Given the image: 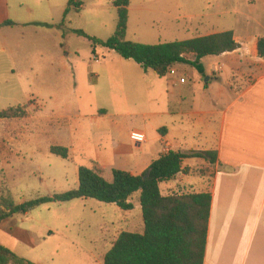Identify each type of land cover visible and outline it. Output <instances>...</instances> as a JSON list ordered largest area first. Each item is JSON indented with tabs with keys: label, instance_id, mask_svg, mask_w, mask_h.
Listing matches in <instances>:
<instances>
[{
	"label": "crops",
	"instance_id": "0c3cea01",
	"mask_svg": "<svg viewBox=\"0 0 264 264\" xmlns=\"http://www.w3.org/2000/svg\"><path fill=\"white\" fill-rule=\"evenodd\" d=\"M7 1L9 20H4L6 25L29 27L45 24L50 25L48 30L55 36L59 35V24L53 16L46 20L40 16L39 9L26 8L20 0ZM78 3L84 9V4ZM223 6L225 10L217 15H232L234 24L231 30L222 32L233 31L240 48L217 57L243 52L241 57L228 62L233 65V78L238 76L237 70L241 68H236L237 64L242 61L249 64V71L240 72L241 77L251 79L245 87H234L233 78L223 85H211L212 81L219 83V75L213 73L216 79L209 78L202 86V92L209 93L202 95L203 105L186 106L183 100L187 83L181 82L184 78L178 67L174 69L175 75L160 78L133 60L118 55L121 59L110 61L120 65L117 81H120L118 88L122 96L118 114L111 113L107 106H99L92 116L78 114L70 117L66 110L76 105L71 96H75L78 89L99 87L102 76L93 74L90 79H85L76 67H71L69 75L62 76L60 67L69 55L47 54L36 60L41 63L38 68L32 65L35 60L29 62L32 74L36 75V82H31L30 86L36 87V95L43 101L44 109L41 110L34 100L36 109L28 111L27 117L0 119L5 148L3 154L0 151L1 166L13 168L20 164L19 155L23 153L20 150L27 152L34 144L44 146L50 153L52 147L67 149V159L74 164L77 175L78 169L88 167L85 165L89 161L92 166L88 168L97 165L104 170V175L108 171L121 170L140 176L164 156L166 147L169 151H176L172 142L176 138L183 147L182 153L216 152L218 160L215 165L203 159L184 160L182 168L188 169L189 173L162 183L161 191L163 195H172L182 188L191 193L212 195L204 264H264V60L257 50L259 38L264 36V0H224ZM48 12H52L51 7ZM197 33L198 37H203L221 33V30L212 27ZM124 62L129 65L126 67ZM111 69L103 76H112ZM11 72L16 75L14 66ZM26 76L29 82L30 74L25 73L19 78ZM131 85L134 89L130 92L127 87L131 88ZM176 87L181 88L182 104L179 108L158 106L175 94ZM130 94L147 105L133 111ZM55 120L69 121V133L64 131L67 127L60 126L52 133L51 125ZM87 126L93 135L86 134ZM135 131L144 133L147 142L142 145L134 143L130 135ZM151 131L158 134L152 137ZM91 143L94 158L86 152ZM89 200L63 204L87 203ZM130 202L134 204V210L129 212L110 204L116 212L129 214L123 221L111 224L107 218L91 224L88 216H59L36 225L38 221L34 220L31 211L23 214L25 218L20 221L15 215L0 226V244L34 264H105L106 255L122 232H144L139 194ZM135 211L138 214H134ZM30 224L31 228H27ZM86 229L90 230L88 237H85Z\"/></svg>",
	"mask_w": 264,
	"mask_h": 264
},
{
	"label": "rangeland",
	"instance_id": "374dc122",
	"mask_svg": "<svg viewBox=\"0 0 264 264\" xmlns=\"http://www.w3.org/2000/svg\"><path fill=\"white\" fill-rule=\"evenodd\" d=\"M20 1L25 4L26 8L34 7L41 10L40 16L47 18L46 20L53 16L59 24V35L55 36L48 30L50 25L45 24L29 27L6 25L4 20H9L8 1L0 0V112L24 106H29L28 111L33 112L36 109V103L30 104V102L34 100L41 106V110L44 109L43 101L36 95V87L30 86L31 82H36V75L32 74L29 62L35 60L32 65L38 68L41 63L36 60H41L47 54H54L60 57L69 55L66 63L60 67L62 76L69 75L71 67L72 69L76 67L79 75L85 79L86 77L90 79L94 76L93 74L102 76L99 87L82 88L78 89L75 96L71 94L76 105L70 110H66L67 116L75 117L78 114L92 116L93 113L96 114V109L99 106H107L111 108V113L118 114L122 96L118 88L120 81H117L120 65L110 61L121 59L120 56L113 55L109 49L103 46H97L94 53L92 42L76 33L82 31L90 38L99 41H107L111 38L118 24V12L114 6L116 0H75L72 6L69 5L68 0ZM78 2L84 4V9H81ZM223 4L224 0H131L127 38L137 43L159 44L191 40L198 37L197 32L212 27L219 28L221 32L231 30L234 24L233 16L226 13L217 15L225 10ZM50 7L52 12L49 13ZM66 10H68L67 14ZM2 15L4 18H1ZM244 52L246 53L245 50ZM242 53L239 51L221 58L209 56L202 59L201 63L205 67L204 74L189 64L178 66L183 78L187 79V86H184L186 96L183 104L201 107L203 105L202 95H209L208 92H202V86L207 79H216L213 76L215 73L219 75L217 77L219 83L212 81L211 85H223L228 79L231 81L234 76L231 70L233 65L228 61L241 57ZM96 56L99 57V62L95 61ZM108 62H110L109 65H107ZM240 63L237 64L238 66L236 65V68L241 67L240 70L238 69L239 71L237 70L238 76L233 78V86L236 88H243L251 82L247 76L241 77L240 75L241 71H249L251 67L249 64L245 65L243 61ZM123 64L126 67L129 65L127 62ZM12 66L16 70V75H12ZM110 68H112V73H110L112 76L104 77L103 75L107 74ZM25 73L26 75L30 74L29 82L27 76L23 79L19 78ZM131 86V88L127 87L130 92L134 89V85ZM181 88L176 87L175 94L167 97L158 106H169L171 109L179 108V104H182L179 94ZM128 97L133 111L147 105V103L138 102V99L131 94ZM211 97L210 99H212ZM68 123L69 121L65 120H55L51 125V132L60 126L67 127L64 131L69 133ZM154 124L158 126L157 123ZM86 128V134L93 135L91 128L89 126ZM126 128H129V125H126ZM123 130L127 132L125 128ZM150 133L152 137L158 134L153 131ZM2 140L3 136L0 133V151L3 154L5 148ZM175 140L172 139L175 144L174 150L181 151L183 147L179 145L177 138ZM92 146L91 143L86 152L89 157L94 158ZM20 151L23 152L19 155L20 164L13 168L0 166V194L1 192L10 194L17 205L54 194L67 193L78 188V175L70 160L51 154L40 144H34L27 152L26 150ZM85 166L91 167L92 165L88 161ZM104 177L111 182L113 171H108ZM190 193L189 189L180 188L172 195ZM134 214H138V211H135ZM31 215L34 220L38 221L37 225L39 222L44 223L46 220H54L59 216H88L91 224L93 222L98 224L101 218H107L111 224L123 221L129 214L116 212L110 204L91 199L87 203L78 201L73 204H46L33 209ZM24 218L23 214L17 215L19 221ZM31 226L32 224L27 228H31ZM76 232L75 229L74 233ZM88 232L90 230L86 229L85 237L89 236Z\"/></svg>",
	"mask_w": 264,
	"mask_h": 264
},
{
	"label": "trees",
	"instance_id": "16d2710c",
	"mask_svg": "<svg viewBox=\"0 0 264 264\" xmlns=\"http://www.w3.org/2000/svg\"><path fill=\"white\" fill-rule=\"evenodd\" d=\"M71 0L69 5H74ZM131 0H116L118 24L114 35L107 41L90 38L82 31L76 33L97 46L116 52L125 60H133L145 71H153L165 78L176 67L189 64L201 74L205 73L202 59L231 53L240 48L233 31L197 37L186 41L143 44L128 40L129 7ZM68 10H66V14ZM12 24V23H8ZM258 55L264 60V36L259 38ZM186 81V80H185ZM31 101L30 104H34ZM29 106L11 108L0 112V119L24 118ZM51 153L64 159L67 149L52 147ZM203 159L215 165L216 152L182 153L170 151L162 156L140 176L113 170V180L104 177L97 165L78 169V188L63 194H54L17 205L10 194H0V226L10 217L26 214L50 203H68L79 199H94L105 204H115L124 212L134 210L131 199L139 194L144 232H122L105 258V264H204L208 229L212 208L210 193L163 195L160 185L188 174L182 164L186 159ZM1 166V155H0ZM0 264H34L19 258L11 249L0 244Z\"/></svg>",
	"mask_w": 264,
	"mask_h": 264
},
{
	"label": "built area",
	"instance_id": "2783aa9c",
	"mask_svg": "<svg viewBox=\"0 0 264 264\" xmlns=\"http://www.w3.org/2000/svg\"><path fill=\"white\" fill-rule=\"evenodd\" d=\"M99 60H100L99 57L96 56V57H95V61H96V62H99ZM175 73H176V72H175V70L173 69V70L168 74V76H173V75H175ZM181 82H182V83H185V79H182ZM130 137H131L132 141H133L134 143H136L137 145H142V144H144V143L147 142V136H146L144 133H142V132H138V131L132 132L131 135H130ZM169 152H170L169 149L166 147V149L164 150V155H167Z\"/></svg>",
	"mask_w": 264,
	"mask_h": 264
},
{
	"label": "water",
	"instance_id": "95a60500",
	"mask_svg": "<svg viewBox=\"0 0 264 264\" xmlns=\"http://www.w3.org/2000/svg\"><path fill=\"white\" fill-rule=\"evenodd\" d=\"M209 79H207V81H208Z\"/></svg>",
	"mask_w": 264,
	"mask_h": 264
}]
</instances>
